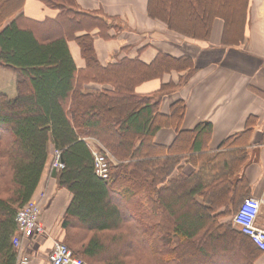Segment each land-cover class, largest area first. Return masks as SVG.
Wrapping results in <instances>:
<instances>
[{"label": "trees", "instance_id": "obj_1", "mask_svg": "<svg viewBox=\"0 0 264 264\" xmlns=\"http://www.w3.org/2000/svg\"><path fill=\"white\" fill-rule=\"evenodd\" d=\"M1 1L0 19L11 9L9 0ZM37 1L56 10L57 17L30 28L15 18L0 31V67L17 75V96L0 93V264H16L15 215L33 199L50 145L59 151L63 168L51 167L53 150L49 169L72 194L60 241L74 256L90 264H257L264 253L228 219L235 189L221 200L229 173L210 180L221 186L210 194L205 165L196 174H171L177 156L202 149L208 127L198 125L192 133H178L169 147L159 146L154 135L165 126L179 128L184 103H174L169 117L159 114L171 82L154 93H136L140 84L173 71L187 69L186 79L193 70L189 59L158 53L150 64L136 57L103 67L90 32L98 29L99 37L110 39L109 30L118 28L98 14L79 11L74 0ZM218 2L148 0L147 15L195 39L208 37L215 17L223 18L229 31L240 29V0ZM69 40L80 47L82 69L74 65ZM90 83L106 87L85 90ZM86 137L117 161L107 179L95 174ZM173 191H182L196 214L178 212L182 206ZM108 247L118 252L105 255Z\"/></svg>", "mask_w": 264, "mask_h": 264}, {"label": "crops", "instance_id": "obj_2", "mask_svg": "<svg viewBox=\"0 0 264 264\" xmlns=\"http://www.w3.org/2000/svg\"><path fill=\"white\" fill-rule=\"evenodd\" d=\"M74 1L79 11L98 14L118 28L117 31L109 30L110 39L99 37L98 29L90 32L101 66L136 57L142 63L150 64L158 53L189 59V67L193 70L186 79L187 69L173 71L136 88V93L145 95L156 92L163 84H173L158 105V112L164 117L172 114L174 103H184L179 128H160L153 142L169 147L178 133H192L198 125L207 126L209 132L204 136L202 149L177 156L171 174H196L205 165V193L210 194L221 188L218 184H209L210 180L229 173L231 183L222 187L225 193L221 200L235 189L237 200L230 208L231 213L247 198L258 200L260 206L255 225L264 230V0H240V29L229 31L225 29L224 19L215 17L206 39L188 37L150 18L147 15L148 0ZM57 14L56 10L37 0H16L11 3L10 11L1 17L0 31L15 18L21 26L29 27L33 26L31 23L55 19ZM84 34L83 31L75 35ZM67 47L76 69L84 68L85 60L79 45L69 40ZM16 81L14 71L0 67L1 94L14 99L17 96ZM105 87L90 83L84 89L97 91ZM228 139H231L229 143L220 148ZM82 140L92 153L107 152L94 138ZM53 150L50 145V160L33 194L34 199L41 194L45 197L40 220L47 235L23 242V252L30 254L29 264H50L47 256L52 243L61 240L65 234L62 221L72 194L58 185L55 171L49 169ZM110 159L113 164L117 163L111 155ZM194 199L202 202L197 196ZM257 264H264V255Z\"/></svg>", "mask_w": 264, "mask_h": 264}, {"label": "built area", "instance_id": "obj_3", "mask_svg": "<svg viewBox=\"0 0 264 264\" xmlns=\"http://www.w3.org/2000/svg\"><path fill=\"white\" fill-rule=\"evenodd\" d=\"M95 174L101 179H107L112 164L110 155L105 151L93 152ZM52 167L56 170L63 168L60 153L54 150ZM43 194L38 199H31L20 207L15 215L16 233L12 238V246L17 252L16 264H28L29 257L23 252L24 241H31L38 236L47 235L40 217L42 214ZM260 203L253 198H247L238 205L232 215V224L242 234L250 239L252 244L264 253V230L255 225V217ZM50 264H88L80 257L74 256L72 251L60 241L54 240L49 254Z\"/></svg>", "mask_w": 264, "mask_h": 264}, {"label": "rangeland", "instance_id": "obj_4", "mask_svg": "<svg viewBox=\"0 0 264 264\" xmlns=\"http://www.w3.org/2000/svg\"><path fill=\"white\" fill-rule=\"evenodd\" d=\"M14 1H16V0H9V4H11L12 2H14ZM3 2V1H2ZM224 2H227V0H224ZM5 3V2H4ZM3 3V4H4ZM218 3H220V0H219V2ZM221 3H223V2H221ZM2 4V5H3ZM16 8V7H15ZM186 13V12H185ZM235 15H237V11L235 12ZM108 22V21H107ZM108 23H110V24H113V22H108ZM51 167H52V163H51ZM53 168V167H52ZM53 169H55V168H53ZM59 170V169H58ZM57 170V171H58ZM174 193V196L176 197V199L180 202V204H181V206H182V209H180V210H178V212H188V213H191V214H196V210L191 206V204L190 203H186V202H184V195H183V192L182 191H173ZM43 203H44V201H43ZM43 203H42V206H43ZM43 209V208H42ZM232 215H233V211H232V213L229 215V217H228V219H231L232 218ZM172 219H173V217H172ZM60 241V240H59ZM61 243H65L64 241L62 242V241H60ZM66 245V244H65ZM116 252H118V250H114L113 248H109L108 247V249L106 250V252H104V254L105 255H114V254H116ZM24 253L26 254V256H28L29 257V259H30V254L29 253H27V252H25V250H24ZM48 258H49V256H47ZM226 262H229V260L227 259L226 260ZM29 263H30V260H29ZM28 263V264H29ZM87 263L88 264H90L88 261H87Z\"/></svg>", "mask_w": 264, "mask_h": 264}]
</instances>
